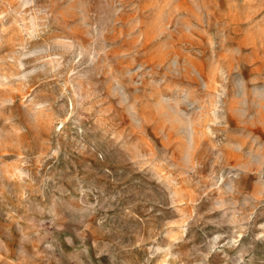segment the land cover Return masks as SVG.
<instances>
[{
	"label": "rangeland",
	"instance_id": "obj_1",
	"mask_svg": "<svg viewBox=\"0 0 264 264\" xmlns=\"http://www.w3.org/2000/svg\"><path fill=\"white\" fill-rule=\"evenodd\" d=\"M0 264H264V0H0Z\"/></svg>",
	"mask_w": 264,
	"mask_h": 264
}]
</instances>
